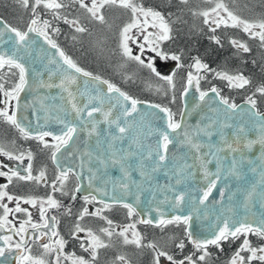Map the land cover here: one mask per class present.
<instances>
[{"label": "snow or ice", "instance_id": "6c2138e0", "mask_svg": "<svg viewBox=\"0 0 264 264\" xmlns=\"http://www.w3.org/2000/svg\"><path fill=\"white\" fill-rule=\"evenodd\" d=\"M19 4L24 7H29V0H18ZM181 3L187 4L188 0H180ZM209 3H214L209 11H202L199 13L194 12L193 15H200L204 17V23H209V17H214L213 23L216 27L223 24L225 27H235L242 28V30L248 34L251 38H259L262 46H264V19L260 20H247L241 18L233 10H230L228 5L224 3V0H208ZM78 5L79 8L84 9L90 16L92 20L98 21L100 24L106 23L105 16L103 14V9L107 6L121 7L131 13V22L123 26L120 31V43L119 47L122 49V55L130 60H134L139 63L142 67L148 68L152 73L159 77V79L164 80L169 86H173V78L175 73L172 75H161L154 62L145 63L140 55H132L131 49L128 47V41L132 39L130 32L133 28H137L140 31L146 30L148 26L156 29V32H148L144 36V41L148 45L149 50L155 52L156 56L161 60H167L169 57L166 53L160 50V42L170 40L172 38L171 32L172 28L166 18L165 14L153 7H146L139 0H90V6L85 0H34V4L31 6V11L33 18L30 20L27 30L21 31L15 27H11L0 19V25H2L3 30L0 31V38L9 34V39L15 46V51L9 55L8 53H0V70L6 67L18 70L19 79L18 82L13 85L11 90H5L4 83H0V92L4 94L6 98L18 100L20 92H22L27 85L26 73L27 69L21 62L22 57L17 56V52L21 49L27 51L30 43V34H35L41 37L45 44H47L51 49H55L56 54L59 56L62 64L66 68L60 72V82L58 84L49 83L43 85L48 88H59L64 93L67 94V103L70 105L71 112L74 113V119L79 120V126L72 123L66 119H61L57 117V123L62 125L59 134H55L52 131H38L35 136H32L30 131L23 127L17 120L15 112L9 114L7 108L0 110V117H2L8 124L16 128L25 138H33L43 145L45 149H51V160L54 164H58V154L61 153L62 148H66L70 142H75V137L78 132H86L88 137L95 136L97 138V148L100 147V136L102 132L106 133V139L108 142V152L107 156L98 155L97 160L99 164L105 167L110 163L112 166H119L123 180L128 181L131 178V171L134 167L130 161L134 157L137 158L139 165V174L143 178H147L148 173L145 171V162L152 161L155 157L154 163L151 166V172H159L163 166H166L169 160V146L178 143L181 147H187L193 152V158L195 161L199 162V167L202 170L205 179H209L213 176V179L209 180L207 190L203 192V197L200 199L199 203L204 204L208 199L209 194L216 187L217 182L220 179V164L221 158L220 153H241L242 149H251L255 143H259L262 148H264V113L256 110L257 101L253 96L247 98L246 103L249 105L248 114L255 118L254 123L259 126L260 136L258 141L247 140L244 142L242 140L241 134L245 132L243 127L237 128L234 133L233 140L229 142L221 134V144L213 145L211 143L213 137V131L215 121L210 119L209 123L204 127L197 125L194 128L185 127L183 124L184 112L180 113L181 119L177 121L174 118V113L170 111L167 107H162L159 104H148L147 107L151 109H158L160 113H163L166 117V131H161L154 133L157 136V142L155 148H151L146 155L139 153V149L143 147L138 137H133L132 142L129 144V150L123 148H117V141H123L127 135L131 133L134 126V121H130L128 118L133 117L135 113L139 112L138 105L142 101L135 99L128 95L126 92L122 91L114 83L107 79L102 78L100 75H93L89 71H85L79 67L76 62L71 59L65 52L57 45V43L51 38L48 30L52 29L53 32L59 33L58 28H52L51 22L48 20L41 21L37 16L36 10L39 6L43 5L45 9L52 12L53 18L60 20L62 19L65 24H69L75 29L77 33H86L88 29L84 27L79 20L72 19L69 20L67 16L61 15V10L71 5ZM215 31V29H212ZM212 39L219 44L220 40L218 37H212ZM232 45L237 49H242L245 53L249 52L250 49L243 43H239L236 40L231 41ZM141 52L144 50V45H141ZM172 60L177 62V67H180L179 61L181 57L179 55H172L170 57ZM56 61H50V63H55ZM197 69L208 70L206 64H202L199 59H196L195 65ZM123 67V66H121ZM79 74L87 78L84 82V88L81 90L78 86L77 76ZM15 74V73H13ZM216 75L221 79L228 81L229 86L236 88H243L250 83V81L245 78L242 74L240 75H229L224 72H217ZM130 79V78H129ZM0 80H3V75L0 74ZM196 82V91L199 93V100L204 101L205 97L209 95L206 91H201L199 88V78L193 77L191 73L187 77V86L184 89L183 96H187L189 89L193 85V81ZM76 86L75 91H73V86ZM106 86V87H105ZM212 93H215L219 97V91L217 88L213 87L211 89ZM257 92L264 95V86L257 89ZM95 93V94H93ZM78 97L83 98L82 103H78ZM173 97V101H174ZM8 103V100H5ZM220 104L225 106L226 110H231L235 112L237 110V105L235 103L229 102L228 99L220 97ZM107 105V107H105ZM130 105V107H129ZM118 107L120 109L119 113L114 115L113 109ZM97 114L100 115V119H97ZM100 125H106L107 129H101ZM223 127H231L225 123ZM169 133H175L176 135H170ZM51 137L55 143L49 144L45 138ZM201 137H206L207 142L203 141ZM136 146L137 152H133L130 149ZM207 147L208 152L205 154L202 150ZM0 155L8 157V159L18 160L21 163L27 159L29 161L27 167L24 169L25 174H21L19 171H14L9 169V172L0 171V177H6L8 182L11 183L13 178L19 181H35L37 183L45 179V171L41 170L39 175L32 174V164L33 155L31 152H20L19 154L10 152L6 150L3 144H0ZM83 155L91 157V152H84ZM210 156L217 162V171L215 173H210L207 164L212 162V159L206 158ZM243 163V157L238 161L236 156L233 155L229 166V175L236 178H240L241 172L238 167L239 164ZM251 163V161H249ZM83 167V165H81ZM191 166L187 163L183 164L179 169H174V175L176 177V184H181L186 178L185 170L189 169ZM255 171V168H253ZM10 173V174H9ZM72 173L71 169H59L58 175L55 177V181L52 183L51 187L54 192L60 191L63 193L65 182L68 180L69 175ZM167 174V173H166ZM187 175H191V172H187ZM79 181L81 177L76 176ZM95 179V174L89 177V186L91 187L92 180ZM57 182L59 187H57ZM260 184L264 186V175L261 176ZM125 191H127L129 184L121 183L120 185ZM8 187L7 184L0 187V201L7 198L8 201H15V209H10L6 204L0 203V207L3 208V216L0 217V231L4 230L6 226L7 230L19 236V241L13 242L12 235L0 236V240L3 241L4 246L0 247V257L5 256V252L12 251L13 248L18 253L15 257L16 264H48V261L43 257H33L30 254V248L27 247L29 244V239H26L27 228L25 225L30 224V219L21 223L19 228L11 226V222L7 219L9 214L13 211L22 212L25 211L20 207V202L23 200L25 204L36 205L37 201L35 199H24L22 197H14L9 195L5 189ZM80 191V185L78 184L75 192ZM106 195V193H105ZM257 195L256 187H253L246 193V205L247 202H251L253 197ZM220 196H224V191H220ZM259 197L262 205H264V187L261 188L259 192ZM72 199L75 200L76 196L73 195ZM85 203H91L96 200L95 196H84ZM185 200L183 193H179L175 196L174 203L176 206L181 205ZM119 203L118 200L115 201ZM40 219L43 221L42 224L31 223V228L35 231L40 229H46L45 231H39L38 235L35 236V240L42 238L51 233V237H59L56 227L58 221L56 217H51V223H49V218L46 216V211L48 208H60L59 202L49 195L46 200H41L40 202ZM103 205V208L97 209L95 212H89V209L85 207L83 211L79 214V220H83L85 216H100L104 209L112 207L110 204H105L103 201H99ZM45 205L47 207H45ZM122 207L128 210V215L131 217L135 213V209L131 204L123 203ZM101 219L106 220L107 227L101 228L99 230L100 234L93 232L91 229H85L81 226L79 222L76 223L73 236L75 237L78 233H85L87 236V246L81 243V247L85 252L89 253L91 259L86 260L82 257L76 256H63V249L65 241L62 238L56 239L53 243H44L42 245L44 255L47 256L55 252V260L53 264H61V259L72 261V264H96L98 259V253L101 249H106L112 246L113 236L122 238L124 245H135L137 248L143 247L142 237L139 232L135 230V224H129L120 231H116L113 222L106 217L101 216ZM192 219L190 215H174L171 219H164L163 214L159 219L157 226L163 227L169 224H189ZM140 223L152 224L151 219H142ZM129 232L131 233V238H129ZM253 234L258 237L264 238V213H261L258 222L255 220L253 222H248L247 219L239 220L233 219L231 221L225 219L222 222V226H217L216 231L213 232L212 238L205 239H194L191 232H188L189 242L194 246L197 252L201 254L196 260L192 256L186 257L184 260L176 261L172 256H167V259L171 261V264H204L206 259L209 257L208 247L210 245L220 248L221 242L228 241L231 239H237L240 236H244L242 245L239 250L236 251L235 255L231 258L230 264H245V258L241 255V252L247 251L250 255L247 258L248 264H251L253 260H259L261 264H264V247H252L248 239V235ZM107 237V241L102 238ZM32 240V242H35ZM147 247L156 249L155 244H149ZM177 247L183 249L184 243L180 242ZM27 253V254H26ZM259 253V255H258ZM167 254L163 251L157 252L155 264H159V258L166 256ZM117 261L122 262V264H129V261L123 255L117 257Z\"/></svg>", "mask_w": 264, "mask_h": 264}, {"label": "water", "instance_id": "95a60500", "mask_svg": "<svg viewBox=\"0 0 264 264\" xmlns=\"http://www.w3.org/2000/svg\"><path fill=\"white\" fill-rule=\"evenodd\" d=\"M3 21L5 22V20ZM2 30L3 27L0 25V31ZM15 50L14 44L9 39V34L0 38V53L11 55ZM17 56L22 57L21 62L27 69V85L20 92L16 102L15 113L20 124L27 128L32 136H35L38 131H52L59 134L62 125L57 123V117L79 126V120L74 119V113L71 112L70 105L67 103V94L59 88L43 86L49 83L58 84L61 78L60 72L66 68L60 61L55 49H51L41 37L33 33L30 34L27 51L21 49L17 52ZM53 60L56 62L50 63ZM73 74L77 76L78 86L83 90L87 78ZM185 85L187 86V82ZM75 89L76 86L74 85L72 90L75 91ZM184 89L181 92V112L185 113L183 117L185 127L194 128L197 125L204 127L212 119L215 121L212 129L214 134L211 143L213 145L221 144V134L231 142L239 127L245 129V132L241 134L244 142L247 140L258 141L259 126L254 123L255 118L248 114L249 105L247 103H238L237 110L231 112L220 104L221 95L216 96L215 93L211 92V89L206 91L209 95L205 97V100L200 101L195 81H193L187 96H183ZM140 101L142 103L138 105L139 112L128 118L135 122L131 133L122 142L117 141L116 147L129 150V144L133 137H138L143 145L139 149V153L146 155L150 147L155 148L157 136L154 133L167 130L166 117L158 109L147 107L148 104L158 103L147 100ZM82 102L83 98L78 97V103ZM119 111L120 109L116 107L113 109V114L116 115ZM96 118L100 119L101 117L97 114ZM180 119L181 116L178 120ZM225 123L231 127H223ZM100 128L107 129V126L100 125ZM169 134L176 135L175 133ZM201 139L207 142L206 137H201ZM169 149V160L159 172H151L155 157L152 161L145 162L147 178L140 176L138 161L134 157L130 161L134 165L130 169L131 178L125 181L118 165L112 166L109 163L105 167L99 164L97 160L98 155L107 156L106 133L102 132L100 147L97 148L95 136L90 138L86 132H78L75 142H70L58 154L56 166L59 169H71L75 176L81 177L79 180L80 191L77 192L76 198L95 196L97 202L103 201L105 204H131L136 210L135 213L139 215L140 221L151 219L152 225L155 226H157L161 214H163L164 219H171L174 215H190L192 219L186 225V233L188 235V232H191L194 239L212 238L217 226H222L225 219L229 221L234 218L247 219L248 222L259 221L261 213H264V205H262L259 197V192L264 187L260 184L261 176L264 175V148L259 143H255L251 149H242L241 153L219 154L221 158L220 179L204 204H200L199 201L203 197V192L207 190L209 180L214 177L204 178L199 162L194 160L193 152L187 147H181L176 143L170 145ZM130 150L137 152L136 146ZM86 151L91 152L92 156L83 155ZM202 152L206 154L208 152L207 147ZM233 155L238 161L243 157V163L238 165L241 172L239 179L229 175L228 169ZM206 158L212 159L210 156H206ZM185 163L191 167L185 170L186 178L182 183L176 184L174 169H179ZM207 168L210 173H215L217 171L216 160L212 159V162L207 164ZM187 172H191V175H187ZM92 174H95V179L92 180L90 187L89 177ZM122 182L129 184L127 191L120 186ZM253 185L256 187L257 195L246 205V193ZM221 190L224 191L223 197L220 196ZM179 193L184 194L185 200L181 205L176 206L174 200ZM116 200L119 203H116Z\"/></svg>", "mask_w": 264, "mask_h": 264}, {"label": "flooded vegetation", "instance_id": "af4514ba", "mask_svg": "<svg viewBox=\"0 0 264 264\" xmlns=\"http://www.w3.org/2000/svg\"><path fill=\"white\" fill-rule=\"evenodd\" d=\"M139 2L143 4H147L148 0L147 1L139 0ZM33 4H34V0H29L28 8H24L22 6L17 5V8L11 7L10 9H8V11L12 9L11 11L12 15L18 13L20 15L21 13H23L22 11H25L24 14L29 15L31 17L30 18L31 20L33 18L31 11V6ZM89 6H90V0H89ZM184 8L185 9L189 8V5L188 4L185 5ZM157 10H160V8H158ZM36 13L37 16H39V14L42 15V18H39L41 21L43 20L50 21L52 28H58L59 27L58 23H61L62 21V19L60 20L54 19L52 12L51 11L48 12V9H45L43 5L37 8ZM61 15H62V11H61ZM0 18L5 20V22L8 23L10 26L23 31L22 27L25 26V24H21V25L18 24V26L16 27L10 22V20L5 19L3 15H0ZM213 19L214 17L212 16L209 17L208 27H212V28L216 27L214 25L215 23H213ZM239 30L243 31L242 28ZM51 31L52 29L48 30L49 35L52 38ZM152 32H156V30H153ZM244 34L247 35L246 33ZM144 44H146L145 41ZM58 46L61 47L60 45ZM234 49L237 48L234 47ZM64 52L67 54L65 50ZM148 52L150 54L151 50L148 49ZM156 58L159 57L156 56L155 52L152 53L149 62L150 61L155 62ZM173 62L175 64H171L168 67L172 68L173 70L178 69L177 62L174 60ZM0 74L3 75V80H0V83H4L5 90L10 91L13 85L18 82L19 79L18 70L16 69H11L9 71L0 70ZM210 74H214V72L211 71ZM219 91L222 97L228 99L229 102L235 103L236 105L240 102L239 97H237L236 99H229L225 95H223L220 89ZM249 96L244 97V101H247V98ZM253 98L257 101V105H256L257 110L259 112H264V97L254 94ZM6 99L8 100L7 104L5 103ZM16 102H17L16 99L6 98L4 94L0 92V110L7 108L9 114H11L16 110ZM45 140L49 144L55 143V141H53L51 137H46ZM0 144H3L6 150L16 154H19L20 152H24V153L31 152L33 155V159L31 161L32 174L34 176L39 175V172L41 170L45 171V179L39 183L35 181H19L15 178H13L12 182L9 183L6 177H0V187L7 184L8 187L5 189V191H7L9 195H12L14 197H22L24 199H35L37 201L36 205L33 206L32 204H25L23 203V200H21L20 207L25 211L22 212L13 211L9 214L7 219L11 222V226H14L15 228H19L22 222L29 219L31 223L42 224L43 221L40 219L41 205L39 202L41 200H46L49 195L53 196V198L56 199L61 205L60 208H48L46 211V216L49 218V223H51V217L53 216L56 217V220L58 221L56 231H58L59 237H51V239H49V237L51 236V233L49 232L47 235L43 236L42 238L35 240V236L38 235L39 231L47 232V230L40 229L34 232V230L31 228V223L25 225V227L27 228V234L25 238L29 239L30 241L27 247L30 248V254L33 257H43L48 261V264H53V261L55 260V256H56L55 252L45 256L42 245L44 243H53L56 239L62 238L65 241L63 256H69V257L76 256V257H82L86 260H90L91 257L89 253L85 252L84 249L81 247V243H84V245L87 246L88 238L86 234L78 233L74 237L73 231L76 223L79 222L81 226L84 227L85 229H91L93 232L99 235L100 234L99 230L101 228L107 227L106 220L101 219V216L112 220L113 226H115L116 231H120L121 228L129 224H135L136 225L135 230L140 233L142 237V245L144 246L137 248L135 245H124L122 242V238L113 236L112 246L106 249L99 250L96 264H118V263L122 264V262L117 261V257L119 256V254L125 256V258L129 261V264H155L156 255L157 252L159 251H163L167 254L166 256L159 258V264H171V261L167 259V256L169 255L172 256L174 260L179 261L180 257L182 255H185L184 252L187 249L191 250L189 256L192 257L199 256L197 250L189 242L188 235L186 233V225L183 223L169 224L163 227L155 226L152 224H143L140 223L138 214L133 213V215L130 217L128 215V210L122 207L121 205H114V206L112 205V207L108 209H104L101 212L100 216L88 215L85 216L83 220H79V214L83 211L85 207H87L89 209V212L91 213V212H95L97 209L103 208V205L97 202L96 200L92 201L91 203H85L83 197L76 198L75 200H73L72 196L73 195L76 196L77 194V192H75V189L79 184V181L77 180L76 176L71 173L69 175L68 180L65 182L63 193L60 191H56V192L53 191L51 185L55 181V177L58 175L59 168L51 160V149H45L42 144H40L37 140L31 137L25 138L16 128L8 124L2 117H0ZM28 163L29 161L27 159H25L21 163L18 160L8 159V157L0 155V171H4L6 173L9 172V169H11L14 171H19L21 174H25L24 169L27 167ZM57 187H59L58 182H57ZM0 203L6 204L10 209H15L16 207L15 201L10 202L7 200V198H5L3 201H0ZM45 207L47 206L45 205ZM2 216H3V208L0 207V217ZM7 227L8 226H6L4 230L0 231V236L12 235L13 242L19 241L20 237L8 231ZM177 235H182L184 240L185 239L187 240L185 245L188 244L189 245L186 246L185 249L184 247L183 249L177 247V245L181 242L176 238ZM102 238H104L107 241V237H102ZM129 238H131L130 232H129ZM237 239L230 238L226 242L222 241L220 248H217L216 246L213 245L209 246L208 251L209 253H211V255H215L217 262L215 263V262L205 261L204 264H229V261H231L230 256L232 254L235 255L236 251L239 250L240 248V246L236 247L234 244H232V242H236ZM32 240H35V242H32ZM149 244H155L156 249L154 250L153 248L147 247V245ZM3 246H4L3 241L0 240V247ZM242 253L245 254V252H241V255H243ZM247 254H249V252H247ZM17 255L18 253L15 251L14 248L10 252L6 250L5 256L0 257V264H16L15 257ZM61 264H72V261L70 259L65 260L62 257Z\"/></svg>", "mask_w": 264, "mask_h": 264}, {"label": "rangeland", "instance_id": "374dc122", "mask_svg": "<svg viewBox=\"0 0 264 264\" xmlns=\"http://www.w3.org/2000/svg\"><path fill=\"white\" fill-rule=\"evenodd\" d=\"M85 2L89 4V0H85ZM149 2L155 3L156 6H165L166 12L165 10L163 12L165 16L167 11L174 18H176V14H182V16H184V23L186 25L193 24V17L196 19L195 25L191 26L189 29H184L186 25L181 21V19H176L177 30L175 36L178 37V42L175 41L177 40L176 37L172 39L171 43H169L171 40L160 42V50L166 53L169 57L167 60H161L160 58L155 59L154 66L161 75H172L173 73H175L176 70H173L172 68L168 67L171 64H175L170 57L172 55L180 54L182 57H184L185 60L183 61V63L179 62L181 66L178 67V77H180L181 73L182 75H187L186 72L188 74H193V77L199 78V86L204 91H207L211 88L205 89V84L207 83L201 78H207V81L209 83L214 82L216 84V86L214 87L218 86V90L220 89L223 95H225L227 98L236 99L237 97H239V103L245 102L244 97L249 95L253 96L254 94H257L259 96L264 97V95H261L257 92L258 88L264 86V80L263 82L259 81L257 84H255V87L252 86L251 82L243 88L231 87L229 86L228 81L221 79L216 75L218 71L214 70L215 68L212 69L211 67H209L208 63L202 61L200 57V53L203 52L202 54H204V50L206 48L203 43L206 42V44L208 45L209 41L211 40L212 43L218 45L212 39V37H218L220 43L222 41H225L230 45H232V40H236L239 43L243 44H246L245 41L249 40L247 44L254 45L251 50L255 52V55L258 59L264 61V46H262L261 41L258 37L251 38L247 34L249 36L248 37L244 34L245 32L243 33V31L239 30L241 28L225 27L223 24L215 28L208 27L209 24L204 23L203 16L193 15L194 12L199 13L202 11H209L212 7H214V3H209L208 0H188L189 8L187 9H183L181 5H179L180 0H148L147 4H149ZM65 3H68V0H65ZM224 3L228 5L230 10H233L237 15H239L243 19H264V0H224ZM17 5L21 6L18 0H0V15H3L5 19L10 20V22L16 27L18 26V24H25V26L22 27L23 31H25L27 29L31 17L29 15L24 14L25 11H22L23 13L20 12V15L19 13L12 15V9L8 11V9H10L11 7L17 8ZM144 6H146V4H144ZM121 9L123 8L116 6H107L105 9L102 10L105 14L106 23L100 24L98 21L92 20L89 14L84 9H81L78 5L73 4L71 5V7H67V9L65 8L61 10L62 16H67L69 20H79L80 16L73 17L70 16V14H73L76 11L78 14L86 15L87 18L85 23L81 22V24L86 27L88 31L83 34L77 33L73 27H71L69 24L64 23L66 27L64 29V27L60 25L58 27V29H60L59 33L51 31L52 39L55 40L57 44L60 45L62 49L67 52L69 57L73 59L76 64L85 71H89L93 75H100L102 78L114 83L117 87L121 88L129 95L143 99L147 98L150 99V101H158L174 109L175 114L179 113V108L181 105V92L185 88L187 78L183 77L182 80H180L176 75H174V87L169 86L164 80L159 79V77L152 73L148 68L142 67L136 61L130 60L122 55V49L119 47L120 31L125 24L131 22V13L126 10L128 13H130L129 19L126 20V16ZM48 12H50V10H48ZM38 17L42 18V15L39 14ZM81 17L85 20L84 16ZM168 22L171 25V22ZM197 24L198 28L200 29V32L196 33L195 29ZM214 25L216 26V24ZM171 26V36H173L175 26ZM212 29H215V31H213ZM224 29H229L233 31L235 35H232L228 39H226L225 36H223L221 33L224 31ZM153 30L156 29L148 26L144 31H140L137 28H133L130 32L132 39L128 41V47L131 49L132 55H140L141 58L145 61V63L149 62L150 57L154 52L151 51V53L149 54L148 45L144 44L143 40L144 36L147 35L148 32H152ZM195 33L198 34L196 37H194L196 35ZM182 37L185 38L181 41ZM179 42L180 44H178ZM166 44L170 45L167 46ZM141 45H144L143 52H141ZM180 49H184L185 51L182 52L180 51ZM240 51L242 52V50ZM192 54H198L196 59H199L202 64H206L208 66V70L197 69L194 66L196 59H194L193 62H188L190 59L189 57ZM2 71H9V69L5 68ZM206 71H213L214 74L204 75L203 73H201ZM219 72L228 73L229 75H240L239 72H231V70L229 72L228 69H220ZM245 72L246 74H242V72L241 74L245 78H247V76L249 75V70L246 69ZM176 79H178L177 82ZM247 79L250 81L249 78ZM173 97L175 98L174 101ZM175 109L178 110L176 111ZM176 238L180 241L184 240L182 235H177ZM243 239L244 236H241L237 245L240 244L241 246ZM248 239L250 241V244L252 243L251 246H254L253 238H250L248 235ZM190 251L191 250L187 249L184 252L185 255H182L180 257V260H184L186 257H188ZM244 252L245 254L242 253V256L245 258V264H248L247 258L250 253L247 254V251ZM198 253V255L201 254L200 252ZM233 256L234 254L230 256V259ZM197 257L198 256H193V259L196 260ZM206 261L215 263L217 262L215 255H211V253L206 259ZM251 264H261V262L259 260H253L251 261Z\"/></svg>", "mask_w": 264, "mask_h": 264}, {"label": "trees", "instance_id": "16d2710c", "mask_svg": "<svg viewBox=\"0 0 264 264\" xmlns=\"http://www.w3.org/2000/svg\"><path fill=\"white\" fill-rule=\"evenodd\" d=\"M187 4H185V5H187ZM179 5H181V7L183 9H185L184 8L185 5L183 3H179ZM146 6L160 8V10H162L163 12H164V10L166 8L165 6H160V5H158L159 6L158 7V6H156L155 3H152V6H151V3L150 2H149V4H146ZM121 10H122V12H124V14L126 16V20H128L129 17H130V13H128L124 9H121ZM165 12H166V10H165ZM103 14H104V11H103ZM166 15H167L166 17H167L168 21L171 22V25L175 26L174 27V34H173L172 38L170 39L171 41L169 43L172 42V39L174 37L177 38V40H175V41L178 42V37L175 36L176 35V30H177V28H176V19H181V21L184 23V16H182V14H176L175 15L176 18H174L173 16H171L169 14L168 11H167ZM70 16H73V17L80 16V18H79L80 23L81 22L82 23H85L86 18H87L86 15L78 14L76 11L73 14L71 13ZM81 16H84L85 17V20ZM104 16H105V14H104ZM195 20L196 19L193 17V20H192L193 21V24H190V25H186L184 23L186 25L184 27V29L185 28L189 29L191 26H194L195 25ZM58 25L59 26L60 25L63 26L64 29L66 27L64 25V22H62V21H61V23H58ZM195 30H196V33L197 32H200V29L198 28V24H197ZM221 33H222L223 36H225L226 39H228L232 35H235V33L233 31L229 30V29H224V31L221 32ZM67 34H68V32H67ZM197 35L198 34H196L194 37H196ZM184 38L185 37H182L181 38V41ZM248 41L249 40L245 41L246 42L245 45L250 49V51L247 52V53H245L243 50L241 52L239 49H234L233 45H230V44H228L225 41H222L221 43H219L220 45L219 44L216 45V44L212 43L211 40L209 41L208 45L206 44V42H204L203 44L206 46V48L204 50V54H202L203 52L200 53L201 54L200 55L201 60L204 61V62H207L209 67H211L212 69L215 68L214 70H216L218 72L220 71V69H225V70L228 69L229 72L231 70V72L232 71H236V72H239V74L241 72L244 73V74H246L245 70L248 69L249 70V75L247 76V78L250 79V82H251L252 86L255 87V84H257L259 81L263 82V80H264V61H261L260 59L257 58V56L255 55V52L253 50H251V48L254 47V45L253 44H247ZM178 44H180V42ZM166 45L169 46L170 44H166ZM201 47H203V46H201ZM180 51L183 52L185 50L184 49H180ZM178 55L181 57V59H180L179 62L180 63H183V61L185 60L184 57H182L180 54H178ZM197 56H198V54H196V55L195 54L190 55V57H189L190 59H189L188 62H193V60L196 59ZM228 64H229V67H228ZM178 71H179V68L176 69V71H175V75L177 77H178V74H179ZM210 72L211 71H206V72H201V73H203L204 75H206V74H210ZM186 74L187 75H182V73H181L180 74V77H178V79L182 80L183 77L184 78H187L188 77V73L186 72ZM178 79H176V82L178 81ZM201 79H203L207 83V84H205L206 85L205 89L213 88V86H216V84L214 82L213 83H209L207 81L208 80L207 78H201ZM137 98L138 99H143V98H139V97H137ZM144 99L150 100V99H147V98H144ZM153 102L156 103L158 101H153ZM158 103H160V102H158ZM160 104L161 105H164L162 103H160ZM164 106H166V105H164ZM166 107L172 109L170 106H166ZM172 110H173V113L175 114L174 109H172ZM175 110L177 111L178 109H175ZM179 112H180V110H179ZM177 114H179V113H177ZM255 236L256 235L249 234V237L250 238H253V240H254V243H253L254 246H252V247L259 248L261 246H264V238H261V237H258V236H256V238H255ZM240 237L236 240V242H232V244H234L236 247L237 246H240V244L237 245V243H239L238 241H239ZM181 242L184 243V249H185L186 246L189 245V244L188 245H185L186 242H187L186 239L183 240V241H181ZM226 248H225V250H226Z\"/></svg>", "mask_w": 264, "mask_h": 264}, {"label": "bare ground", "instance_id": "6f19581e", "mask_svg": "<svg viewBox=\"0 0 264 264\" xmlns=\"http://www.w3.org/2000/svg\"><path fill=\"white\" fill-rule=\"evenodd\" d=\"M214 87V86H213ZM217 88V87H216ZM121 89V88H120ZM212 89V88H211ZM218 89V88H217ZM210 90V89H209ZM208 91V90H207ZM219 91V90H218ZM219 94L221 95V93H220V91H219ZM221 97H222V95H221ZM181 100H182V98H181ZM241 103H244V102H241ZM245 103H246V101H245ZM210 246H212V245H210Z\"/></svg>", "mask_w": 264, "mask_h": 264}]
</instances>
